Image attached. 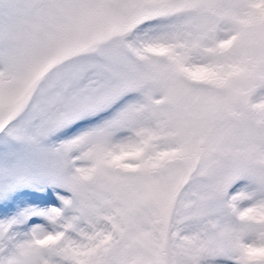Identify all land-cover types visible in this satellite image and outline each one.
Returning <instances> with one entry per match:
<instances>
[{"label": "snow or ice", "instance_id": "1", "mask_svg": "<svg viewBox=\"0 0 264 264\" xmlns=\"http://www.w3.org/2000/svg\"><path fill=\"white\" fill-rule=\"evenodd\" d=\"M0 264H264V0H0Z\"/></svg>", "mask_w": 264, "mask_h": 264}]
</instances>
